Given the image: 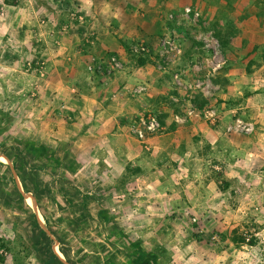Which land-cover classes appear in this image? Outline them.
Returning <instances> with one entry per match:
<instances>
[{
	"label": "rangeland",
	"instance_id": "obj_1",
	"mask_svg": "<svg viewBox=\"0 0 264 264\" xmlns=\"http://www.w3.org/2000/svg\"><path fill=\"white\" fill-rule=\"evenodd\" d=\"M78 1L0 0V264H106L99 244L114 252V238L129 256L115 264L140 252L158 264H264V0H91L90 17ZM90 18L94 35L74 55ZM146 65L163 77L125 89L148 98L128 138L146 147L175 125H208L234 140L231 173L227 146L197 135L172 168L162 150L116 181L77 172L80 93L110 96L113 74ZM152 118L156 131L142 124ZM98 153L90 166L112 175ZM100 212L118 231L109 241L92 220Z\"/></svg>",
	"mask_w": 264,
	"mask_h": 264
},
{
	"label": "crops",
	"instance_id": "obj_2",
	"mask_svg": "<svg viewBox=\"0 0 264 264\" xmlns=\"http://www.w3.org/2000/svg\"><path fill=\"white\" fill-rule=\"evenodd\" d=\"M78 2L79 5L84 7L82 10H84L86 15L90 17L88 14L89 10L87 11V9L91 0H79ZM90 21L91 18L88 21L89 28L84 26V28L79 29V31L77 30L75 36L79 40L75 45L76 48H71V52L74 50L77 51L74 55L81 53L83 46L78 48V46L82 43L81 41L84 38L88 40V37H93L94 35L93 23ZM100 49V52H102L103 49ZM118 50L121 51L120 49ZM93 51L97 50L87 47L85 57H94L93 54L96 52ZM162 77V72L153 65L127 67L113 74L109 84L113 88L109 94L110 96L107 95V92L110 91L108 88H104L105 90H103L99 86H93L89 91L86 89H84V91L82 90L77 102L73 107H71L77 111L76 122L72 124V129L77 131V135L75 136V139L71 141L72 145L70 146V149L72 151L73 158L77 161V163H79L77 172L86 173L85 176L88 181L96 180V182H99V179H97L98 177H101L100 180H119L120 168L124 171L128 165L143 167V165L149 162H151V165L154 162L157 163L159 156L158 152L162 150L167 154V157H165L167 163L166 167L170 164V168H172L175 162L190 157L189 150L195 147V141L193 140L195 135L201 137L202 140L204 139L203 141H205L207 146L210 144L214 146L216 144L215 147L218 152L222 151V153H224L225 149H223V146H227L225 153L229 154L226 156L229 158V172L231 173L232 157H234V151L236 150L234 140H232V138H228V141L225 140L224 136L226 135H223L220 130L218 131L216 128H212L208 125H175L173 128L166 130L165 133L148 139L146 147L138 142H135V140L133 141L128 138L127 133L130 126L127 123L129 122L128 118L132 117L136 113H142V106L146 107L147 104H144L141 101H145L148 98L145 96L143 98L133 99L125 95V89L132 84H143L147 81H150L151 85L153 84V86H155V84H157ZM152 95L153 92L149 96ZM153 107L159 108L158 105L154 104ZM168 121L170 122L171 120ZM102 136L106 139L103 141L104 146L103 143H95V141H93L94 139L96 140V138H101ZM187 139H189V141ZM198 144L200 143L198 142ZM103 147L108 152V157H106L105 161L113 167L112 169H109L112 173L110 176L107 173L108 169H106L104 175L99 176L95 167H91L96 166V163L100 161V159H98V152ZM145 148L149 150V153H146ZM166 170H168V168ZM159 171L160 169L158 167V174ZM157 172H151L149 179H151V177L153 179L156 177L157 179L161 178L160 175H157ZM134 177L132 179H135ZM138 178L139 177H137L136 180Z\"/></svg>",
	"mask_w": 264,
	"mask_h": 264
},
{
	"label": "trees",
	"instance_id": "obj_3",
	"mask_svg": "<svg viewBox=\"0 0 264 264\" xmlns=\"http://www.w3.org/2000/svg\"><path fill=\"white\" fill-rule=\"evenodd\" d=\"M11 150L13 152H16L19 155H22L21 151L17 150L16 148L12 147ZM20 157L22 158V160H24L23 159L24 157H22V156H20ZM25 191L32 193V190L29 189L28 187H25ZM99 214H101V216H99L96 219L92 218V220L95 222L96 226L98 227V229H99L98 231L101 233V236H103L106 240L109 241L110 240L109 237H111L113 239L114 236L118 235V231L116 229L115 224H113V222L106 223V225L103 226V223L106 222V220H104L105 213L100 212ZM106 232H107L108 236H106ZM90 237L91 236H89V238ZM121 237H123L122 234H121ZM119 239L122 240L121 238H114V240H112V242H111L113 244V247L115 250L114 252L112 250L108 249V247L105 244H99L100 247L103 249L104 259L106 261V264H115L116 262H118L117 254L119 255V253H122L123 256H126L127 258H129L127 252H125L124 249H122L121 247L119 248V245H118L120 243ZM127 243H128V245L131 244L130 241H127ZM61 247H62V249H64V246L62 244H61ZM135 258H136V260L139 261V262H136L137 264H158L155 257H153L152 255H148L145 252H140V254Z\"/></svg>",
	"mask_w": 264,
	"mask_h": 264
},
{
	"label": "built area",
	"instance_id": "obj_4",
	"mask_svg": "<svg viewBox=\"0 0 264 264\" xmlns=\"http://www.w3.org/2000/svg\"><path fill=\"white\" fill-rule=\"evenodd\" d=\"M142 124L145 125L146 128H148V130H150V131H156V129L160 125L156 118H152L149 122H146L145 120H143ZM136 132L138 133V135L140 137H144V135H145L142 129H138V130H136Z\"/></svg>",
	"mask_w": 264,
	"mask_h": 264
}]
</instances>
